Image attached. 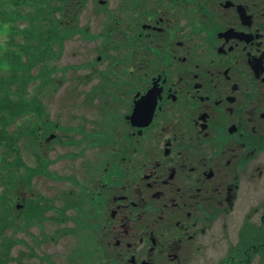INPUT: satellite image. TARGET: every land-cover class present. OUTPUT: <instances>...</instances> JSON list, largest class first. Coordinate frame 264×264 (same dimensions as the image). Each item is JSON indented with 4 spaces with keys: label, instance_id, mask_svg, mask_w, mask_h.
I'll use <instances>...</instances> for the list:
<instances>
[{
    "label": "flooded vegetation",
    "instance_id": "flooded-vegetation-1",
    "mask_svg": "<svg viewBox=\"0 0 264 264\" xmlns=\"http://www.w3.org/2000/svg\"><path fill=\"white\" fill-rule=\"evenodd\" d=\"M93 1L95 34L70 37L93 40L94 83L63 116L77 263L264 264V0Z\"/></svg>",
    "mask_w": 264,
    "mask_h": 264
},
{
    "label": "trees",
    "instance_id": "trees-1",
    "mask_svg": "<svg viewBox=\"0 0 264 264\" xmlns=\"http://www.w3.org/2000/svg\"><path fill=\"white\" fill-rule=\"evenodd\" d=\"M68 2V4H67ZM75 0H0V23L5 24V31L10 34L5 48V59L8 63L4 68L5 75H0V145L4 153L14 155V160L3 157V175L5 188L0 192V264H6L10 247L14 238L6 234L14 220V198L17 195L15 186L27 176L24 184L30 186V178L34 175H48L47 160L40 152L37 140L41 138L38 123L48 118L40 93L54 90L55 66L48 64L49 59L57 58L63 50V39L75 32L77 13ZM24 20L23 26L15 24ZM20 35L18 48L12 49L15 36ZM38 66L35 74L31 69ZM63 69V68H62ZM39 80L35 91L29 92L28 85ZM37 81V80H36ZM23 114H27L23 116ZM20 117L22 124L15 128L12 123ZM51 123V122H50ZM53 124L43 128L44 134L53 128ZM23 137L25 142L33 145L36 166L24 163L20 155L17 141ZM22 167L23 173H18ZM40 203L38 197L30 200L21 215H26L29 223H35L44 208H50L49 202ZM51 206L52 203H51ZM63 207V206H62ZM57 220L60 217H55Z\"/></svg>",
    "mask_w": 264,
    "mask_h": 264
},
{
    "label": "rangeland",
    "instance_id": "rangeland-1",
    "mask_svg": "<svg viewBox=\"0 0 264 264\" xmlns=\"http://www.w3.org/2000/svg\"><path fill=\"white\" fill-rule=\"evenodd\" d=\"M107 3V9L109 12L114 9L116 0H105ZM96 3L93 0H87L82 13L76 20V25H87L90 28V32L95 34L99 24L102 22V13L94 14L93 9ZM18 26L25 24L24 20H17L15 22ZM5 29L4 23H0V30L3 32ZM4 36L0 34V75H5L4 68L8 65L5 59V48L3 39ZM93 40L88 39L83 41L79 32L74 34L72 38H68L64 42V48L57 58L49 59L48 64L55 66V71L52 75L56 78L54 84H58L54 90L40 93L41 99L44 103L45 109L49 114L51 120L58 121L63 126V116L69 113L66 104L72 105L70 101H76V83L77 80H89L90 83H94L93 75L89 67H80L81 63H86L93 59L96 53L93 50ZM2 48V49H1ZM101 64V63H100ZM80 67L77 69V66ZM76 66V67H75ZM65 70L63 73V69ZM38 66L32 68V73L35 74ZM37 80V81H36ZM30 82L28 85V91L34 92L36 84L39 80L36 79ZM86 83V82H84ZM88 86H86V89ZM84 107L79 112L84 115H91L93 112L91 101L87 102L86 99L83 103ZM12 126V125H11ZM15 126V125H14ZM54 133L58 135L56 139H52L49 142H45L41 145L42 153L46 154V157L51 160L48 165V172L53 173V177L48 175H37L30 178V186L24 184L27 180L25 176L21 183L17 184L15 188L22 189L27 192L28 204L31 199L38 197L40 202L47 200L50 208L44 213V211L37 217L36 226H25L27 220L26 215H21L24 209H20L19 226L16 222V226L12 225L6 229V234L11 235L14 240L10 247L9 257L6 264H78L76 257L77 246L79 240L82 237V232L77 230V226H70L71 222H67L68 214H63V185H67L68 189L76 190L75 181L72 184V180L63 182V176L69 175L77 180V175L74 170V163L70 164L63 155H65L66 149L63 147V130H55ZM21 147V156L23 161L32 167L36 166V161L33 155V145H23L19 142ZM0 152L4 157L9 160L12 156L8 153H4V147L0 146ZM89 153L88 155H90ZM74 159V158H73ZM63 163L68 165V169L64 171ZM22 167L18 170V173H23ZM3 169L0 162V191L5 188L2 176ZM67 191V190H66ZM18 194V192H17ZM51 203L53 206H51ZM17 212V211H16ZM70 215V214H69ZM60 217L57 220L55 217ZM65 218L63 219V217ZM38 221V222H37ZM73 225V224H72ZM14 226V227H13ZM75 228V229H69ZM1 243V238H0ZM1 248V247H0ZM92 249V247H91ZM1 250V249H0Z\"/></svg>",
    "mask_w": 264,
    "mask_h": 264
}]
</instances>
